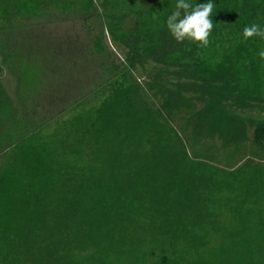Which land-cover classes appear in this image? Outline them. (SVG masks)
Masks as SVG:
<instances>
[{"label":"trees","instance_id":"16d2710c","mask_svg":"<svg viewBox=\"0 0 264 264\" xmlns=\"http://www.w3.org/2000/svg\"><path fill=\"white\" fill-rule=\"evenodd\" d=\"M212 2L198 47L167 34L175 0H0V36L99 18L122 56L27 135L0 81V264H264V41L241 35L264 0Z\"/></svg>","mask_w":264,"mask_h":264},{"label":"rangeland","instance_id":"374dc122","mask_svg":"<svg viewBox=\"0 0 264 264\" xmlns=\"http://www.w3.org/2000/svg\"><path fill=\"white\" fill-rule=\"evenodd\" d=\"M100 5V0H95ZM141 4L158 0H140ZM103 21L51 18L37 23H22L0 36L20 50L6 64L0 55V81L5 91L21 105L26 129L23 135L42 128L68 111L82 99H88L106 84L114 63L122 57L120 49L106 36L103 54L96 46ZM150 69V66L147 67ZM137 76L143 79L140 69Z\"/></svg>","mask_w":264,"mask_h":264},{"label":"clouds","instance_id":"9594fccd","mask_svg":"<svg viewBox=\"0 0 264 264\" xmlns=\"http://www.w3.org/2000/svg\"><path fill=\"white\" fill-rule=\"evenodd\" d=\"M213 9L212 0H206L202 4L197 3V0H175L165 20L167 34L177 43L187 42L198 47H206L214 26L211 19L215 15ZM241 35L244 41L254 37L264 41V26L255 23L245 26ZM257 55L264 61V48H261Z\"/></svg>","mask_w":264,"mask_h":264}]
</instances>
